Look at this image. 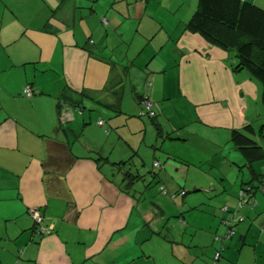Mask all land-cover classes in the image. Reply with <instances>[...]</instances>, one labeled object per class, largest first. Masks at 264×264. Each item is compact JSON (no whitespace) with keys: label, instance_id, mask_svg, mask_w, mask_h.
<instances>
[{"label":"crops","instance_id":"obj_1","mask_svg":"<svg viewBox=\"0 0 264 264\" xmlns=\"http://www.w3.org/2000/svg\"><path fill=\"white\" fill-rule=\"evenodd\" d=\"M196 7L0 0V264H211L222 246L219 264H264V192L245 185L264 159L248 165L231 141L257 130L261 84L186 29ZM146 80L155 120L137 116ZM61 98L82 107L65 125ZM154 176L172 210L146 205L155 193L139 181ZM33 208L49 232L34 231ZM228 218L239 221L225 238Z\"/></svg>","mask_w":264,"mask_h":264},{"label":"trees","instance_id":"obj_2","mask_svg":"<svg viewBox=\"0 0 264 264\" xmlns=\"http://www.w3.org/2000/svg\"><path fill=\"white\" fill-rule=\"evenodd\" d=\"M185 27L188 31L199 34L207 42L229 52H233L234 58L236 60L233 70H246L261 84L260 101L264 108V9L253 3L243 0H197V7L191 18L186 23ZM150 90L151 87L149 89V95ZM144 92L145 85H143L142 92L137 95L139 106L144 99ZM64 105L73 111H80L79 109L82 108L61 98L57 102L59 113ZM138 112L137 116L140 117ZM157 113L158 112L156 109L155 115L150 117V119L155 120ZM67 123L68 122H65L63 125ZM166 137L176 138L171 134H166ZM256 137L264 139V125H261L258 130H255L251 124H247L241 129L233 130L231 134V141L242 153L245 160L249 162L248 165L264 159V146L261 145L260 141ZM150 172L152 175H154L155 169ZM258 176L259 175L256 174L254 176L256 179H259V182L256 186L251 184V182L245 184L249 185L250 191L253 188H261L264 178L262 177V179H260V176ZM245 187L246 186L243 185V189ZM180 193L184 195L186 192L181 191ZM249 196L250 194L247 195V200ZM37 209L42 216L41 222H37L31 216L29 210V214L34 222L33 228L35 232L45 233L41 231V228L49 227L48 225L45 226L43 223V212H41L39 208ZM242 219L243 216L241 220ZM238 221L239 219L237 221L229 220L226 222L228 225L227 230H230V228L232 229V234L228 238L234 234L236 230V223ZM222 249L223 246L221 249H215L220 250V257L216 264H219L221 260ZM212 257L213 254L211 256V264Z\"/></svg>","mask_w":264,"mask_h":264},{"label":"built area","instance_id":"obj_3","mask_svg":"<svg viewBox=\"0 0 264 264\" xmlns=\"http://www.w3.org/2000/svg\"><path fill=\"white\" fill-rule=\"evenodd\" d=\"M103 22L106 23V19L102 18ZM90 42H93V40H90ZM145 85V92H144V99L141 102V105L139 106V112L138 115L140 117H145L147 116L148 118L152 117L155 115L156 113V105L154 103V101L150 98L149 95V89L151 87V82L150 81H145L144 83ZM35 92V90L29 86V85H25L22 89V93L29 97L31 96L33 93ZM62 112H63V121L64 122H68L69 120L73 119V113L72 110L70 108H68L66 105L63 106L62 108ZM98 125H102L103 124V120H99L97 122ZM153 167L155 170H157L160 167V163L158 161H154L153 162ZM262 191H264V180L261 184V188ZM249 193L246 192L245 190H241L239 192V197H240V205H243L246 203V197ZM30 214L31 216L37 221V222H41L42 220V216L40 215V212L37 208H33L30 209ZM242 217H239V219H241ZM230 218H228L226 220L229 221ZM41 231L43 232H49V228H41ZM232 234V229L230 228V230H228V232L226 233V236H224L225 238H228L230 235ZM220 257V250H215L213 253V257H212V264H216V262L219 260Z\"/></svg>","mask_w":264,"mask_h":264},{"label":"rangeland","instance_id":"obj_4","mask_svg":"<svg viewBox=\"0 0 264 264\" xmlns=\"http://www.w3.org/2000/svg\"><path fill=\"white\" fill-rule=\"evenodd\" d=\"M261 118L260 119H258L257 121H256V123H255V125H256V129L258 130L259 128H260V126L261 125H264V113L262 112L261 113V116H260ZM142 118H144V119H146V120H148L149 118L147 117V116H145V117H142ZM141 149V153L142 154H145V155H147V162L143 165V167L141 168L142 170H143V172L144 171H146V168L147 169H150L149 171H152V170H154V168L152 167V157H151V153H149V152H146L145 150H144V148H140ZM135 160H137V162L138 161H140V159H139V157H135ZM193 170H195V168H193ZM193 170H191L190 172H193ZM161 172H163V168H162V170L160 171V173ZM147 178H149V179H147V180H150L151 179V181L149 182L150 183V185H149V187H148V184L147 183H141L140 181H139V183L141 184V186L143 187V188H145L146 190V193L147 194H149V193H155V196H153L152 197V199H147L146 201H145V203H146V205L150 202V203H153V201H158V199H160V200H163L164 201V207H166L168 210H172L173 209V207H174V205L172 204V201L171 200H169L170 202H166L165 203V199H167L168 200V198L169 197H167L162 191H159V187H158V178L156 177V176H154L153 178H150V177H147ZM239 180H240V178H238ZM137 191H139V190H137ZM145 191L143 192V193H145ZM197 193V192H196ZM196 193H194V194H196ZM188 194H193V193H191V191H190V193H188ZM179 198L177 197V199L176 200H178Z\"/></svg>","mask_w":264,"mask_h":264}]
</instances>
